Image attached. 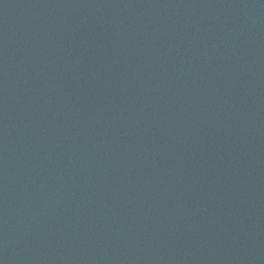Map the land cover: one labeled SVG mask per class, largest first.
<instances>
[{
  "label": "water",
  "instance_id": "95a60500",
  "mask_svg": "<svg viewBox=\"0 0 264 264\" xmlns=\"http://www.w3.org/2000/svg\"><path fill=\"white\" fill-rule=\"evenodd\" d=\"M0 264H264V0H0Z\"/></svg>",
  "mask_w": 264,
  "mask_h": 264
}]
</instances>
